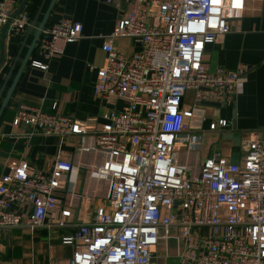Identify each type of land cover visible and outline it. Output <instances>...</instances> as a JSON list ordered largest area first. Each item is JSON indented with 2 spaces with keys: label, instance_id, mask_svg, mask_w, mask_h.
I'll return each instance as SVG.
<instances>
[{
  "label": "built area",
  "instance_id": "obj_1",
  "mask_svg": "<svg viewBox=\"0 0 264 264\" xmlns=\"http://www.w3.org/2000/svg\"><path fill=\"white\" fill-rule=\"evenodd\" d=\"M122 1L131 8L104 39L92 91L125 101V109L110 112L91 138L71 117L16 110L12 126L27 136H73L79 144L74 160L56 158L48 174L24 160L7 167L0 176V235L57 232L72 250L65 264H264V133L241 141L236 162L218 152L200 159L204 136L192 125L205 103L231 100L246 71L241 65L209 72L203 64L206 45L229 33L245 0ZM17 3L0 0V29ZM30 20L20 13L10 31H24ZM43 34L36 46L42 61L30 62L41 71L81 38L82 26L62 18ZM116 38L134 40L137 51L121 55ZM188 92L192 103L184 105ZM229 125L219 120L208 130ZM80 173L103 194L79 192ZM87 199V220L74 224L76 203Z\"/></svg>",
  "mask_w": 264,
  "mask_h": 264
},
{
  "label": "crops",
  "instance_id": "obj_2",
  "mask_svg": "<svg viewBox=\"0 0 264 264\" xmlns=\"http://www.w3.org/2000/svg\"><path fill=\"white\" fill-rule=\"evenodd\" d=\"M21 1L18 0L17 6ZM39 2L37 0L35 8ZM33 4L29 5V9L34 8ZM130 8L131 5L122 0H114L111 4L107 0H56L48 25L62 18L70 19L81 24V38L67 45L60 58L48 62L45 71L30 66L31 61H42L38 53L31 55L32 58L30 57L16 83L0 119V176L6 172L7 167L20 160L26 161L31 169L48 174L56 158L75 159L78 137L71 136L63 141L57 137H30L27 136L29 131L23 127H13L12 121L20 106L71 117L83 125L88 138L107 123L106 117L110 112L125 109V101L97 97L92 89L97 71L105 61V54L101 49L104 39L113 33L118 20ZM34 13L31 14L30 10V19ZM40 20L41 16L23 46L0 103L19 69ZM27 30L28 26L22 32L12 33L10 25L6 30L4 59L0 66V87L25 40ZM112 44L125 57L138 49L137 43L130 38H116L112 40ZM203 64L209 72H214L217 68L235 70L241 65L246 67L232 99L220 107L202 105L196 111L197 119L192 122L195 130L203 134L204 140L210 138L215 143L212 146L204 145V154L218 152L236 162L237 160L232 159L235 145L239 149L238 145L242 140L264 133V0H245L243 14L240 19L230 22L229 33L214 44L206 45ZM192 96L193 93H186L184 105L192 103ZM204 120L206 125L203 127ZM219 120H226L230 125L210 132L209 124ZM84 181V175L80 173L77 183L79 192L92 196L103 194V190L96 192L93 184ZM99 186L104 189L103 184ZM89 205L88 199L76 203L79 220H87ZM165 263L168 264L167 261Z\"/></svg>",
  "mask_w": 264,
  "mask_h": 264
},
{
  "label": "rangeland",
  "instance_id": "obj_3",
  "mask_svg": "<svg viewBox=\"0 0 264 264\" xmlns=\"http://www.w3.org/2000/svg\"><path fill=\"white\" fill-rule=\"evenodd\" d=\"M204 122L205 120L202 122L203 127L206 125ZM212 140L205 138L203 144L212 146L215 144ZM232 152V159L238 160L239 152L236 145ZM201 154L200 159H203L204 153ZM57 235H59L57 232L36 231L31 233L25 229L2 233L0 235V264H65L72 250L70 247L61 246ZM167 262L175 264L172 259ZM158 264H164V261H159Z\"/></svg>",
  "mask_w": 264,
  "mask_h": 264
},
{
  "label": "water",
  "instance_id": "obj_4",
  "mask_svg": "<svg viewBox=\"0 0 264 264\" xmlns=\"http://www.w3.org/2000/svg\"><path fill=\"white\" fill-rule=\"evenodd\" d=\"M29 2V0H22L18 6L16 7L15 11L13 12V14L10 16V18L6 21V23L2 26V29H1V36H0V44H1V50H0V66L2 65L3 63V59H4V37H5V33H6V30L7 28L9 27L10 23L15 20L20 13H22L27 5V3ZM56 0H41L30 23L28 24V30H27V33H26V36H25V40L23 41V44L21 46V48L19 49L11 67L9 68V71L8 73L6 74V77L0 87V98L8 84V81H9V78L10 76L12 75L13 71H14V68H15V65L20 57V54L22 52V49H23V46L29 36V34L31 33V31L36 27V24L38 22V20L40 19V16H41V20L36 28V31H35V34H34V37L27 49V52L24 56V58L22 59L20 65H19V69L17 70L13 80H12V83L10 84L8 90L6 91V94L2 100V102L0 103V119L2 117V114L8 104V101L13 93V90L16 86V83L18 82L24 68L27 66L29 60H30V57L32 55V52L34 50V47L36 46V44L40 41V40H43L45 39V35L43 34L44 32V29L48 26L49 24V16L52 12V9L54 7V4H55ZM204 106H218L220 107L221 104H216V103H205ZM73 222L74 224H79L80 221H78V210H75V213H74V218H73Z\"/></svg>",
  "mask_w": 264,
  "mask_h": 264
},
{
  "label": "trees",
  "instance_id": "obj_5",
  "mask_svg": "<svg viewBox=\"0 0 264 264\" xmlns=\"http://www.w3.org/2000/svg\"><path fill=\"white\" fill-rule=\"evenodd\" d=\"M41 1V0H40ZM31 3H34L33 4V6H34V8H31V9H29V5H31ZM40 3V2H39ZM37 5V0H29V2L27 3V5H26V7H25V9L24 10H27L28 12H29V16H30V10H31V14L33 13V12H35L36 11V9L37 8H35V6ZM39 5V4H38ZM38 7V6H37ZM28 8V9H27ZM27 12V13H28ZM36 53H37V50L35 49L34 51H33V53H32V56L33 55H36ZM32 56H31V58H32ZM60 243V242H59ZM61 245V244H60ZM62 246V245H61ZM63 247H65V246H63Z\"/></svg>",
  "mask_w": 264,
  "mask_h": 264
}]
</instances>
